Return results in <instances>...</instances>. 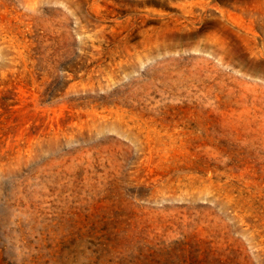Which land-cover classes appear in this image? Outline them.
<instances>
[{
  "label": "rangeland",
  "instance_id": "374dc122",
  "mask_svg": "<svg viewBox=\"0 0 264 264\" xmlns=\"http://www.w3.org/2000/svg\"><path fill=\"white\" fill-rule=\"evenodd\" d=\"M0 264H264V0H0Z\"/></svg>",
  "mask_w": 264,
  "mask_h": 264
}]
</instances>
